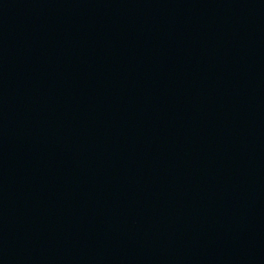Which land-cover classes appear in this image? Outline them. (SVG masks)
Masks as SVG:
<instances>
[{"label":"water","instance_id":"water-1","mask_svg":"<svg viewBox=\"0 0 264 264\" xmlns=\"http://www.w3.org/2000/svg\"><path fill=\"white\" fill-rule=\"evenodd\" d=\"M0 264H264V0H0Z\"/></svg>","mask_w":264,"mask_h":264}]
</instances>
